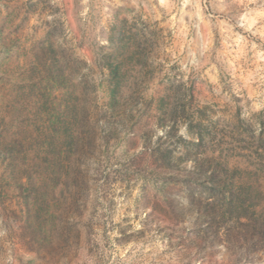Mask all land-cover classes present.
Listing matches in <instances>:
<instances>
[{
    "label": "rangeland",
    "instance_id": "1",
    "mask_svg": "<svg viewBox=\"0 0 264 264\" xmlns=\"http://www.w3.org/2000/svg\"><path fill=\"white\" fill-rule=\"evenodd\" d=\"M31 91L117 114L82 167L37 144L31 193L0 155V264H264V0H0L1 132Z\"/></svg>",
    "mask_w": 264,
    "mask_h": 264
},
{
    "label": "trees",
    "instance_id": "2",
    "mask_svg": "<svg viewBox=\"0 0 264 264\" xmlns=\"http://www.w3.org/2000/svg\"><path fill=\"white\" fill-rule=\"evenodd\" d=\"M52 53L55 54V50ZM53 67L48 70V83L50 85L54 81L53 86H58L64 83V76L61 69ZM31 86L34 87L33 84ZM62 93L67 97L63 108L59 107L57 92H2L0 155L4 169L14 177L18 176L17 185L21 191L31 193L33 189L32 173L36 166L37 144L47 146L52 156L45 159L55 172L62 168L63 161L70 168L75 165L82 167L88 154L96 147L99 130L105 125L110 126L117 114L119 92H106L108 108L105 111L93 108L89 92H84L82 98L77 96V92ZM52 96L55 97L54 104L48 106ZM38 103L39 108L35 109L34 105ZM23 178L27 179L26 183L21 182ZM240 209L232 200L222 203L219 217L225 220L236 216L238 225H243L240 222ZM209 219L212 228L215 217ZM255 229L259 231L260 237H252V241L264 245V223L257 224ZM217 240L225 241L217 233L210 242Z\"/></svg>",
    "mask_w": 264,
    "mask_h": 264
}]
</instances>
